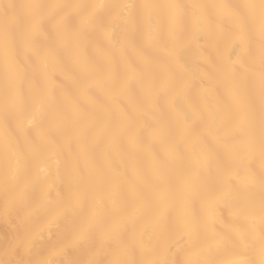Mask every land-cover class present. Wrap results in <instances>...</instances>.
I'll list each match as a JSON object with an SVG mask.
<instances>
[{"label":"bare ground","instance_id":"bare-ground-1","mask_svg":"<svg viewBox=\"0 0 264 264\" xmlns=\"http://www.w3.org/2000/svg\"><path fill=\"white\" fill-rule=\"evenodd\" d=\"M26 0H0V5L20 4ZM72 2V0H63ZM95 2V0H84ZM109 4L143 3L145 0H104ZM162 3L165 0H151ZM191 5L222 2L238 4L243 0H175ZM249 27L247 20L230 16L209 17L188 25V39L181 57V70L165 91L150 99V87L159 80L158 66L167 63L165 54L148 47L132 25H120L114 34L92 32L82 58L106 68L112 79L98 81L79 71L70 51L63 50L48 64L19 47L16 61L25 79H37L56 97H69L85 116L61 123L48 113L43 130L55 147L51 160L32 161L27 156L26 137L35 139L36 128L18 126L17 117L0 107V177L15 162L12 153L22 158V176L39 175L41 183L28 188L25 199L6 217L5 191L0 183V249L6 241L23 239L24 228H17L31 212L27 233L33 238L31 257L47 258L61 264L87 257L86 249H60L79 216H68L50 230L46 227L51 211L67 199L75 185L89 173L98 185L97 199L103 201V220L115 233L135 244L131 259L137 262L166 258L182 264L187 243L175 225L178 215L194 217L202 226L224 231L233 223L231 204L215 203L214 219L208 205L214 202L217 165L226 161L224 147L210 130L207 113L218 101L226 102L224 84L217 72L224 64L234 62L240 53L237 37ZM51 28L48 32L51 33ZM109 60L111 63L109 64ZM245 99L259 117L258 84L251 78L240 81ZM25 95L28 89L24 88ZM131 123L125 126L124 120ZM7 144V154H6ZM87 146V152L84 151ZM209 161L207 167L205 162ZM233 176L237 173L259 174V154L231 161ZM46 169V172L43 171ZM238 182V180H237ZM155 189L157 196L149 195ZM109 191L114 198H109ZM51 201L37 210L44 193ZM257 192V198H258ZM159 217V220H156ZM145 232L148 235L145 237ZM144 237L147 246L139 241ZM99 237L94 246L99 247ZM19 258V257H18ZM107 256L98 259L107 260ZM258 259L252 253L221 254L223 260Z\"/></svg>","mask_w":264,"mask_h":264},{"label":"snow or ice","instance_id":"snow-or-ice-1","mask_svg":"<svg viewBox=\"0 0 264 264\" xmlns=\"http://www.w3.org/2000/svg\"><path fill=\"white\" fill-rule=\"evenodd\" d=\"M210 13L218 18H243L249 23L248 29L237 37L236 46L240 53L236 60L224 64L217 72L224 84L226 102L218 101L217 107L210 109L206 117L210 130L223 145L226 157L224 163L217 165V188L212 194L214 202L208 205L209 218L214 219L215 203L231 204L233 223L224 231H216L214 227L202 226L194 217L178 215L175 225L183 233L181 240L187 243L182 264H264V0L191 5L175 0L162 3L145 0L139 4H109L104 0H26L20 4L0 5V107L16 115L18 126L36 128L35 139L26 137L28 159L51 160L53 155L50 154H54L55 147L43 130L48 113L55 114L61 123L99 117L85 116L74 100L66 96L56 97L37 79H25L16 61L19 47L23 46L38 62H43L45 68L60 51H70L79 64L80 73L98 81L111 80V73L106 68L94 65L80 54L89 43L90 33L107 36L114 34L120 25H132L148 47L163 52L167 58V63L158 66V82L154 81L150 86L153 91L149 98L152 99L157 91H165L180 73L189 22L197 23ZM249 78L258 84V120L253 104L245 99L240 87V81ZM25 86L28 95L24 93ZM130 123V119L125 118V126ZM5 147L7 154V144ZM87 150L85 146L84 151ZM257 153L261 159L259 174L237 173L234 178L231 161ZM12 155L15 156L14 164L6 167L0 177L6 196V217L17 203L25 199L30 186L41 183L39 175L22 176V167L25 166L22 158L18 153ZM209 163L206 161L205 167ZM97 191L98 185L89 173L75 185L67 199L57 203L48 217L46 227L50 230L65 217L79 216L60 251L86 249L88 254L85 259L68 260L66 264H175L166 258V254L163 259L149 258L140 262L131 259L135 244L125 241L104 222L103 201L97 199ZM157 194L155 189H149L150 196ZM108 195L110 199L114 198L111 191ZM50 201L45 192L37 210L47 207ZM31 216L29 212L17 225L18 229L24 228V238L6 241L0 249V264H56L47 258H23L33 254V238L27 233ZM147 235L145 232L144 236ZM97 237L101 241L99 247L94 246ZM139 244L147 246L148 241L142 237ZM225 252L236 255L252 253L258 259H220ZM99 256L109 258L101 260Z\"/></svg>","mask_w":264,"mask_h":264}]
</instances>
